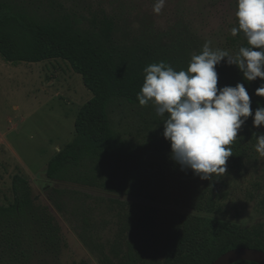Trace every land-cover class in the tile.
Returning a JSON list of instances; mask_svg holds the SVG:
<instances>
[{"label":"trees","instance_id":"16d2710c","mask_svg":"<svg viewBox=\"0 0 264 264\" xmlns=\"http://www.w3.org/2000/svg\"><path fill=\"white\" fill-rule=\"evenodd\" d=\"M163 38L168 40L158 32L121 26L103 10L83 16L61 3L42 8L0 0V57L11 64L61 59L80 74L92 94L77 112L72 139L49 158L45 177L195 213L109 197L97 209L113 222L114 231L105 238L89 195L53 187L48 199L58 212L71 207L79 215L78 238L96 255L98 264H211L237 247L264 251L263 224L241 227L200 214L221 212L220 176L201 180L190 169L181 170L162 135L166 117L158 116L153 105L138 102L146 66L163 61L176 71L188 67L195 38L187 29L169 45L163 44ZM227 41L233 55L247 46L242 32ZM216 71L218 87L240 82L253 111L264 105V97L255 94L264 83L259 77L247 81L236 65L224 61ZM116 106L138 109L142 123L114 122ZM259 133H264V126L253 127L249 116L230 145L233 155L226 161L228 167H243ZM10 190L11 201L0 203V264H55L66 248L56 218L47 205L35 201L22 174L12 175Z\"/></svg>","mask_w":264,"mask_h":264},{"label":"rangeland","instance_id":"374dc122","mask_svg":"<svg viewBox=\"0 0 264 264\" xmlns=\"http://www.w3.org/2000/svg\"><path fill=\"white\" fill-rule=\"evenodd\" d=\"M30 7L47 3H61L79 15L91 16L101 10L116 17L118 24L128 29L158 32L163 44L187 29L195 38L191 56L202 50L206 41L210 47L228 50L232 27H238L236 0H164L159 13L154 11L158 0H15ZM43 4V5H42ZM168 43V44H167ZM80 74L61 59L36 63L11 64L0 57V203L11 201V177L22 174L32 186L35 201L47 205L61 228L66 242L55 264H98L96 255L89 251L77 235L79 215L68 207L58 212L48 199L49 188H66L89 195V204L96 209L102 237L114 231L109 215L98 211L109 197H119L139 203L156 204L183 212L194 211L152 201L118 196L97 188L54 181L45 177L49 158L69 142L74 134V121L80 107L91 97ZM138 109L116 106L112 117L120 125L142 123ZM155 112V111H154ZM219 213H200L207 217L234 222L241 227L263 224L264 227V156L256 150L244 160L239 170L227 166L220 176ZM79 197V196H78ZM84 199L83 195H80Z\"/></svg>","mask_w":264,"mask_h":264},{"label":"clouds","instance_id":"9594fccd","mask_svg":"<svg viewBox=\"0 0 264 264\" xmlns=\"http://www.w3.org/2000/svg\"><path fill=\"white\" fill-rule=\"evenodd\" d=\"M238 27L247 46L233 55L206 41L199 54H193L186 70L176 71L161 61L143 69L144 81L137 99L141 106L151 104L163 120V137L169 141L171 158L181 170L190 169L201 180L227 172L226 161L233 155L230 145L247 118L253 127L264 126V105L254 111L244 84L218 87L216 66L224 61L236 65L247 81H264V0H236ZM164 0H158L159 13ZM264 97V83L255 89ZM255 150L264 156V133L256 134Z\"/></svg>","mask_w":264,"mask_h":264},{"label":"water","instance_id":"95a60500","mask_svg":"<svg viewBox=\"0 0 264 264\" xmlns=\"http://www.w3.org/2000/svg\"><path fill=\"white\" fill-rule=\"evenodd\" d=\"M237 261H250L256 264H264V251L249 247H237L224 252L211 264H232Z\"/></svg>","mask_w":264,"mask_h":264}]
</instances>
